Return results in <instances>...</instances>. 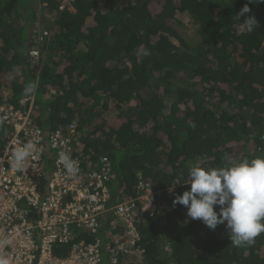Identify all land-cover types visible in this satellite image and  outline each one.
<instances>
[{
  "label": "trees",
  "instance_id": "1",
  "mask_svg": "<svg viewBox=\"0 0 264 264\" xmlns=\"http://www.w3.org/2000/svg\"><path fill=\"white\" fill-rule=\"evenodd\" d=\"M39 1L0 0V104L6 91L16 106L32 96L45 130L75 124L78 155L109 159L114 193L145 197L155 216L141 218V260L120 253L117 264H264V233L237 247L225 224L211 230L173 206L191 166L264 155V3ZM245 3L241 22L259 24L252 33L235 18ZM39 14L47 35L35 32ZM186 15L196 34L185 32ZM33 46L44 64L29 59Z\"/></svg>",
  "mask_w": 264,
  "mask_h": 264
},
{
  "label": "built area",
  "instance_id": "2",
  "mask_svg": "<svg viewBox=\"0 0 264 264\" xmlns=\"http://www.w3.org/2000/svg\"><path fill=\"white\" fill-rule=\"evenodd\" d=\"M66 7L72 9L70 0H60V9ZM76 140L75 124L47 131L32 110L0 104V260L5 264H117L126 245L114 240L116 229L139 250L142 215L154 212L142 205L143 196L114 193L118 177L109 159L102 158L100 166L85 162ZM28 142L36 151L26 169L17 171L12 153ZM60 152L77 162L75 175L57 163Z\"/></svg>",
  "mask_w": 264,
  "mask_h": 264
},
{
  "label": "clouds",
  "instance_id": "3",
  "mask_svg": "<svg viewBox=\"0 0 264 264\" xmlns=\"http://www.w3.org/2000/svg\"><path fill=\"white\" fill-rule=\"evenodd\" d=\"M249 2L259 4L264 0ZM250 11L249 4L245 3L235 18L247 32L252 33L259 26L255 16H246L241 22V17ZM35 151L33 142L16 148L12 153L11 166L17 171H24ZM57 163L69 175L78 171L77 162L67 152L58 154ZM178 183L181 182L177 180L175 184ZM185 183L190 184V189L182 195H175L173 206H185L188 218L201 220L211 230L225 224L231 244L237 247L252 244L255 237L264 233V155L250 159L229 154L220 167L191 166ZM0 264L5 262L0 260Z\"/></svg>",
  "mask_w": 264,
  "mask_h": 264
},
{
  "label": "rangeland",
  "instance_id": "4",
  "mask_svg": "<svg viewBox=\"0 0 264 264\" xmlns=\"http://www.w3.org/2000/svg\"><path fill=\"white\" fill-rule=\"evenodd\" d=\"M39 4H40V1L39 0H34V3H33V5L32 6H34V7H36V9L37 8H42V7H38L39 6ZM40 10V9H39ZM43 15H45V14H43ZM42 16V14H39L38 15V17L40 18ZM49 17V16H48ZM192 19L189 17V16H185V17H183V22H184V30H185V32H187V33H190V34H196V32H197V28L194 26V24L192 23V21H191ZM41 22H42V24L44 25V22L41 20V18L38 20V23H36V33L37 32H40V31H42V33L41 34H43V35H45V32H46V30L45 29H42L41 27H40V24H41ZM38 24V25H37ZM33 29V28H32ZM34 30H35V28H34ZM48 32V31H47ZM199 34V33H198ZM42 35V36H43ZM38 46H33V48H31L30 50H29V59H32V61H33V63H35V64H44V63H42V61L43 60H41L40 61V59H39V50H38V48H37ZM38 51V55H36V54H34V51ZM54 59L55 60H58L59 59V56H55L54 57ZM18 70H16V72H17V77L19 78V80L20 81H22V78H21V68L19 67V68H17ZM4 96H3V102H9V100H10V97H11V95H9L8 93H7V91L6 92H3L2 93ZM83 98H81V100H82ZM33 97L31 96V97H25V98H23V99H21L20 100V102H19V105H23L24 107H26V108H28L29 110H32V108H34V106H33ZM24 102V103H23ZM133 104V103H132ZM31 105V106H30ZM35 107H36V105H35ZM93 127L92 126H90V127H88V130H91ZM150 189H151V187H150ZM153 195V194H152ZM154 196V195H153ZM164 205L162 204L160 207H163ZM149 213V212H148ZM155 216V215H154ZM154 216H152V217H154ZM114 240H120L121 242H123L124 243V245H126V247H125V249H126V251H124L125 252V254H127V256H129L130 258H129V260H135V261H139V260H141V258H140V256H141V253H143L144 252V250L138 245V249L139 250H137V249H134V248H131L130 247V245L127 243V241H126V239H125V234L122 232V230L121 231H119V230H117L116 229V232L114 233ZM140 250H143V252H141Z\"/></svg>",
  "mask_w": 264,
  "mask_h": 264
}]
</instances>
